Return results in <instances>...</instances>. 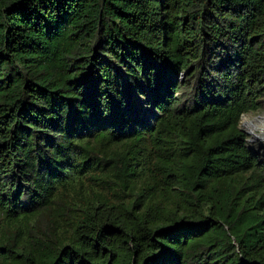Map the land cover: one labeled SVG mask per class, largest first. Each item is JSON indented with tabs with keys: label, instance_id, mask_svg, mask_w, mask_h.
<instances>
[{
	"label": "trees",
	"instance_id": "1",
	"mask_svg": "<svg viewBox=\"0 0 264 264\" xmlns=\"http://www.w3.org/2000/svg\"><path fill=\"white\" fill-rule=\"evenodd\" d=\"M260 110L264 0H0V264H264Z\"/></svg>",
	"mask_w": 264,
	"mask_h": 264
},
{
	"label": "rangeland",
	"instance_id": "2",
	"mask_svg": "<svg viewBox=\"0 0 264 264\" xmlns=\"http://www.w3.org/2000/svg\"><path fill=\"white\" fill-rule=\"evenodd\" d=\"M129 95L131 97L130 103L135 104L137 111H139L140 114L147 119L149 124H153L155 119L158 116V112L155 110V108H153L147 103L150 99L140 96L136 91H133V90L129 91ZM263 118H264V110H260L255 113H250L246 115L240 123V128L249 137L248 141L252 145H259V146H262V148H264V119ZM251 120H255V121L259 120L257 124V130H256L257 136L252 135L250 130L246 128L245 124Z\"/></svg>",
	"mask_w": 264,
	"mask_h": 264
},
{
	"label": "bare ground",
	"instance_id": "3",
	"mask_svg": "<svg viewBox=\"0 0 264 264\" xmlns=\"http://www.w3.org/2000/svg\"><path fill=\"white\" fill-rule=\"evenodd\" d=\"M257 119V118H256ZM264 119V118H263ZM259 120H251V121H248L245 125H246V128L248 130H250L251 134L254 135V136H257L256 134V130H257V124H258Z\"/></svg>",
	"mask_w": 264,
	"mask_h": 264
}]
</instances>
